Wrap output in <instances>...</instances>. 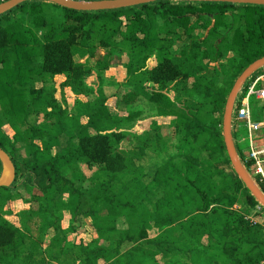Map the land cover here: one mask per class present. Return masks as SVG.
I'll list each match as a JSON object with an SVG mask.
<instances>
[{"label": "trees", "instance_id": "trees-1", "mask_svg": "<svg viewBox=\"0 0 264 264\" xmlns=\"http://www.w3.org/2000/svg\"><path fill=\"white\" fill-rule=\"evenodd\" d=\"M184 39L189 44L173 53ZM120 48L129 56V91L119 110L143 99L157 117L176 120L173 135L136 137L131 151L122 143L140 113L113 116L101 87L91 103L76 101L70 115L53 93L31 87L35 79L63 75L65 86L82 95L87 76L109 66L106 59L97 67L89 61L99 49L109 59ZM263 57L264 7L168 0L88 13L34 0L2 16L0 147L17 179L0 189V264H59L67 255L65 212L75 222L91 220L100 243L82 251V264H264V227L248 220L259 204L235 174L222 136L230 93L216 88L221 76L236 82ZM172 83H186L195 106L173 100ZM234 133L243 156L247 129ZM82 165L97 168L92 189L83 186L89 177ZM128 174L130 185L111 195ZM23 189L42 197L24 198ZM19 199L32 205L23 229L5 219L12 214L5 208ZM74 223V233L84 225Z\"/></svg>", "mask_w": 264, "mask_h": 264}, {"label": "rangeland", "instance_id": "rangeland-1", "mask_svg": "<svg viewBox=\"0 0 264 264\" xmlns=\"http://www.w3.org/2000/svg\"><path fill=\"white\" fill-rule=\"evenodd\" d=\"M188 44L189 42L186 39L177 40L173 46L172 52L178 55L180 50H182ZM107 54L108 51L99 49L95 58L89 61L92 67H97V63H102L104 59H106L109 66L106 70L101 73H98L96 69L94 72L87 76V90L86 92H83L82 95H75L72 92L71 88L65 86L66 77L63 75L52 77L51 79H35L31 87L33 89H44L47 93H53L56 99L60 102V104L64 108H66L68 115L72 114L73 110L75 109L76 101L91 103L94 100V96L97 94V90L100 87L105 93L117 94L120 97L121 95H124L129 91L125 85L128 79L127 65L129 63V56L127 52L122 51L121 48L117 49L113 53V55L109 57V59H107ZM86 61L87 59H84L81 63L85 64ZM156 64V60L152 59L149 62V67L153 68L154 66H156ZM231 75L221 76L219 82L216 85V88L221 89L226 93H230L235 84V81H233V79L231 80ZM185 84L186 83H182V86H180L179 88V86H175V83H172L170 85L169 95L173 100L179 99L187 103L189 106H195V103L190 101L185 95ZM176 87L178 88V90ZM116 103V99L113 98H111L107 103L108 108L113 116L126 117L131 112L140 113L139 117H137L132 123H129L127 125V127L132 126L130 129L132 134H128L129 136L126 137V139L122 143V147L124 149L128 151H131L132 148L134 149V141L136 140V137H149L150 139H155L158 135L161 139H163L164 137L166 138L167 136L174 134L176 120L174 118L157 117L156 110L154 109L153 105L148 104L145 100L141 99L133 107L128 108L127 111H120ZM6 131L11 134L8 128H6ZM81 167L85 171L86 175L89 177L88 180L83 183L84 188H94L95 184L99 182V178L97 177L98 175L96 174L97 168L89 170L86 166L82 165ZM227 171L230 172L229 170ZM251 174L254 176L253 172H251ZM132 179L133 177L130 174H128V176H124L122 179L119 180L117 186H114L113 191H110V194L115 195L116 193H118L123 184L130 185V181H132ZM22 195L24 198L26 197L27 199H31L33 196L34 198L38 197V199L42 197V194L38 189H32L31 193H28L27 189H23ZM28 195L30 196L28 197ZM34 198L33 201L35 202ZM85 202L86 203L83 205V211L87 212L91 208V203H87V200ZM239 206L241 207L243 206V204L240 203L238 207ZM259 218L261 219V221H264V211L262 212V215L259 216ZM10 221L17 229H23L22 219H20V217H17L16 219H11ZM79 221H82L84 225L81 226L79 229H76L77 232H71L70 229L75 220H73V215L71 213H64L62 227L67 231V255L65 257H61L60 262H58L59 264H82L83 258L85 257L82 251L89 250L91 252L95 250V248L100 244L99 242L96 243L97 236L94 234V229L92 227L91 220H83L80 217L79 220H76V222L74 223L76 228H78L77 224L79 223ZM79 224L82 225V223ZM154 232H151L152 236ZM48 239V237H44L45 241H43L42 243L43 247H47V245L49 244Z\"/></svg>", "mask_w": 264, "mask_h": 264}, {"label": "water", "instance_id": "water-1", "mask_svg": "<svg viewBox=\"0 0 264 264\" xmlns=\"http://www.w3.org/2000/svg\"><path fill=\"white\" fill-rule=\"evenodd\" d=\"M34 0H9L0 4V18L13 10L17 9L24 3ZM45 3L54 4L65 9L77 11L97 13L103 11H117L124 9H131L139 6L154 4L157 2L168 0H100V1H86L77 2L71 0H36ZM189 3H210V4H230L236 6H257L264 7V0H184ZM264 68V57L255 61L236 80L226 101L224 115H223V138L226 146L227 154L231 162V166L238 176L239 180L243 183L245 188L251 193V196L256 202L264 208V192L255 183L250 173L243 165L236 141L234 138V113L235 106L242 89L255 74ZM0 189L11 188L17 179V169L11 156L0 147Z\"/></svg>", "mask_w": 264, "mask_h": 264}, {"label": "built area", "instance_id": "built-area-1", "mask_svg": "<svg viewBox=\"0 0 264 264\" xmlns=\"http://www.w3.org/2000/svg\"><path fill=\"white\" fill-rule=\"evenodd\" d=\"M7 1L9 0H0V4ZM71 1L86 2L90 0ZM252 98H257L264 103V68L248 80L239 94L234 113V131L235 129H239L240 125L244 123L248 132V137L241 140V143L247 144L248 147L243 154L246 158H242L243 156H241L238 152L239 157L251 177L253 179L255 178V183H257V185L264 192V136L260 137L258 135L260 130L263 128V125L255 124L253 122L251 110ZM260 140L262 144H259L258 141ZM250 161L254 163L251 169L247 167V164ZM251 172H253L255 177L251 174ZM263 211L264 208L261 205H258L254 214L248 218L249 222L252 225H261L264 227V221H261L259 218Z\"/></svg>", "mask_w": 264, "mask_h": 264}, {"label": "crops", "instance_id": "crops-1", "mask_svg": "<svg viewBox=\"0 0 264 264\" xmlns=\"http://www.w3.org/2000/svg\"><path fill=\"white\" fill-rule=\"evenodd\" d=\"M105 94L108 95L109 100L111 98H113V99H116V102L118 103L119 98H120L119 95L112 94V93H105ZM251 110H252L253 122L255 124H262L263 125V128L260 130V132L258 134L260 137H263L264 136V103L262 101L258 100L257 98L252 99V101H251ZM82 121H83V124L87 123V119L86 118L82 119ZM241 127H245V124L242 123L240 125L239 129ZM6 128H8V127H6ZM10 133H11V131H10ZM10 135H12V133ZM63 139H62V142H61L62 144L65 143V138H63ZM258 142H259V144H262L261 140L258 141ZM84 173H85V171H84ZM31 207H32L31 204L26 203L22 199L15 200L14 202L9 203L8 206L5 208V211H9L10 213H12L10 216H6L5 219H7L9 222H11L10 221L11 219H16L17 217H20V219H21L23 214H27L28 212H30Z\"/></svg>", "mask_w": 264, "mask_h": 264}]
</instances>
